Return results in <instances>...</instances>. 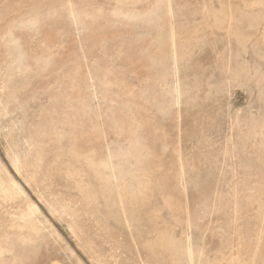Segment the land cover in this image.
<instances>
[{"label":"rangeland","instance_id":"obj_1","mask_svg":"<svg viewBox=\"0 0 264 264\" xmlns=\"http://www.w3.org/2000/svg\"><path fill=\"white\" fill-rule=\"evenodd\" d=\"M0 264H264V0H0Z\"/></svg>","mask_w":264,"mask_h":264}]
</instances>
